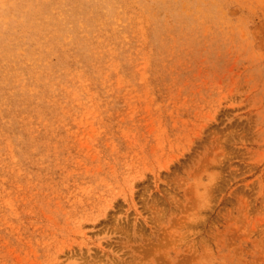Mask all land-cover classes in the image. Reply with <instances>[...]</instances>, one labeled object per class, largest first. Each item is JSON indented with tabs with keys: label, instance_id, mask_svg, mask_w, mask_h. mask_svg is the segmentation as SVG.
Returning a JSON list of instances; mask_svg holds the SVG:
<instances>
[{
	"label": "rangeland",
	"instance_id": "374dc122",
	"mask_svg": "<svg viewBox=\"0 0 264 264\" xmlns=\"http://www.w3.org/2000/svg\"><path fill=\"white\" fill-rule=\"evenodd\" d=\"M0 264H264V0H0Z\"/></svg>",
	"mask_w": 264,
	"mask_h": 264
}]
</instances>
